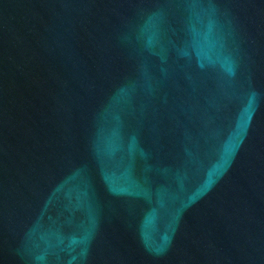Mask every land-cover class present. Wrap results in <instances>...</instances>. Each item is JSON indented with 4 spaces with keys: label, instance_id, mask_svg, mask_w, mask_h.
<instances>
[{
    "label": "water",
    "instance_id": "water-1",
    "mask_svg": "<svg viewBox=\"0 0 264 264\" xmlns=\"http://www.w3.org/2000/svg\"><path fill=\"white\" fill-rule=\"evenodd\" d=\"M0 264H264V0H0Z\"/></svg>",
    "mask_w": 264,
    "mask_h": 264
}]
</instances>
